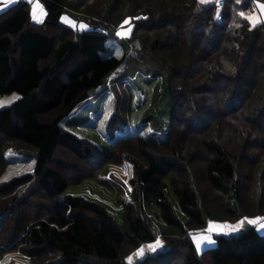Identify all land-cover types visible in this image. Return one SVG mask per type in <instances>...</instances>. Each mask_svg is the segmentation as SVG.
Here are the masks:
<instances>
[{"label": "trees", "instance_id": "trees-1", "mask_svg": "<svg viewBox=\"0 0 264 264\" xmlns=\"http://www.w3.org/2000/svg\"><path fill=\"white\" fill-rule=\"evenodd\" d=\"M39 1L41 24L27 0L0 12V94H19L0 108V175L5 147L36 160L32 173L0 181L1 254L19 251L31 264H264L255 225L216 235L202 253L192 239L213 219L264 217V23L253 27L239 14L253 12L255 0H222L220 10L216 0ZM66 9L93 27L67 25ZM127 18L133 29L123 56L104 53ZM131 65L168 73L171 114L164 140L118 138L148 162L129 158L126 193L108 175L111 151L62 121ZM87 178L115 189L121 221L104 204L66 193ZM159 237L165 249L127 261Z\"/></svg>", "mask_w": 264, "mask_h": 264}, {"label": "rangeland", "instance_id": "rangeland-1", "mask_svg": "<svg viewBox=\"0 0 264 264\" xmlns=\"http://www.w3.org/2000/svg\"><path fill=\"white\" fill-rule=\"evenodd\" d=\"M19 1L25 0H16V2ZM82 1L90 2V0ZM212 1L214 0H208V2ZM14 3L5 6L2 0H0V9H2L0 12ZM260 3H264V0H255L256 9L249 15L258 14L260 12ZM37 4L41 7H36ZM31 9L32 12L35 9L36 15L39 12L46 11L39 0H32ZM62 17L68 18V21L70 22H75V25L73 26L72 23L65 22V20L62 19L64 23L76 29L82 30L80 28L81 23L86 24L88 29L93 27V25L85 20L79 12L70 9H66ZM261 19H264V17H261ZM122 25L123 27H121ZM122 25L113 29L112 33L114 35L109 37L107 42L108 49L104 53H110L117 57L123 56L124 47L121 41L126 40L131 35L133 21L130 19L128 24L123 23ZM129 29H131L130 34L123 39L116 35L117 31L128 32ZM169 88L170 82L168 73H156L147 68L131 65L124 71H115L110 74L105 84L100 86V88L94 89L91 96L76 107V109L62 121L64 127L75 132L80 137L88 138L98 144L102 149L111 151V157L107 161L109 170L108 175L122 186L126 193H130L133 189L129 182L134 173V166L129 158L139 162L142 167H146L148 162L135 148L133 142L127 139L118 138H122L125 133H140L155 140L166 139L168 137V126L171 114ZM14 96L16 99H13ZM18 98L19 94L17 92L0 94V108L12 104ZM120 100L122 108L120 106L117 107ZM143 119H147L145 126L141 125ZM4 154L7 166L0 175V181L6 182L15 176L32 173L34 171L36 165L34 157L16 153L12 147H5ZM248 185V192H254V182L251 181ZM108 186L99 182L95 178H87L81 183L69 185L66 193L82 194L104 204L114 217L118 221H121L124 212L123 204L117 200L118 194L115 189ZM247 197L249 199H254L252 196L249 197V194L246 195L245 198ZM248 204L251 205L250 202ZM4 216L5 215L0 212V227L3 223ZM246 218L264 217L254 216ZM241 220L242 218L236 221L213 219L209 222L231 226L230 228L225 229L227 234L223 235H233L240 233L251 226L246 220L243 224H240L239 222ZM262 224H264V219L259 220L255 226L260 232L264 233V227H261ZM207 227L208 224L203 229L194 231L192 236L193 234H207ZM231 228H237L238 230L231 231ZM216 235L217 234H212L214 243H205L202 249L198 252L202 253L205 248L214 246L216 244ZM159 239L162 241L163 247L157 251L163 250L167 247V244L162 238L159 237ZM150 243L152 242H147L142 245L144 247L145 256L150 253H155L149 250L148 245ZM137 250L130 255L132 261L127 259L129 263H135L141 260V258L136 256ZM9 261L17 262L19 264L32 263L30 257L19 251L7 252L4 254H1L0 252V263L3 264Z\"/></svg>", "mask_w": 264, "mask_h": 264}, {"label": "snow or ice", "instance_id": "snow-or-ice-1", "mask_svg": "<svg viewBox=\"0 0 264 264\" xmlns=\"http://www.w3.org/2000/svg\"><path fill=\"white\" fill-rule=\"evenodd\" d=\"M2 2L5 6H7L11 3L16 2V0H2ZM29 2L32 3V0H29ZM206 2H208V0H201V3H206ZM237 2H240V0H237ZM216 3L219 4V0H216ZM36 7H41V6L37 4ZM259 9H260V12L258 14H252V15H247V16L245 15L244 12H240L239 14L242 17H244L245 19H247L253 27H255L257 24L264 23V19H261V17H264V3L259 4ZM0 10H2V9H0ZM32 16H33L34 20L38 19V17L36 16V13H35V9L33 10ZM217 18H219V16ZM62 19H64L65 22H70V21H68V18H66V17H62ZM130 19L131 18L126 19L123 23L128 24ZM137 19H139V17H137ZM70 23H72L73 26L75 25V22H70ZM121 27H123V25ZM80 28L82 30H87L88 26L86 24L81 23ZM130 31H131V29H129L128 32L117 31L116 35L123 39L125 36L130 34ZM13 99H16V97L14 96ZM262 219H264V218H246L245 217V218H242V220L239 223L243 224L244 221L246 220L248 222V224L255 225V224H257V222L259 220H262ZM230 227L231 226H229V225H223V224H219V223L209 222L208 227H207V234H200V235L193 234V236H192V239L195 243V247H196L197 251H200L205 243H214V241L212 239V234H217V235L227 234L225 232V229L230 228ZM261 227H264V224H262ZM237 230H238L237 228H231V231H237ZM162 247H163V244L159 238L155 239L154 242H152L148 245V248L151 252H156L158 249H161ZM136 256L141 258V259L144 258L145 251H144L143 246L137 250ZM128 260L132 261V257L131 256L128 257Z\"/></svg>", "mask_w": 264, "mask_h": 264}, {"label": "bare ground", "instance_id": "bare-ground-1", "mask_svg": "<svg viewBox=\"0 0 264 264\" xmlns=\"http://www.w3.org/2000/svg\"><path fill=\"white\" fill-rule=\"evenodd\" d=\"M46 14H47V12L46 13L43 12L39 16H37L38 17V19H36L37 23L41 24L45 20Z\"/></svg>", "mask_w": 264, "mask_h": 264}, {"label": "built area", "instance_id": "built-area-1", "mask_svg": "<svg viewBox=\"0 0 264 264\" xmlns=\"http://www.w3.org/2000/svg\"><path fill=\"white\" fill-rule=\"evenodd\" d=\"M218 7H219L220 9H222V8L224 7V2H223V1H220L219 4H218Z\"/></svg>", "mask_w": 264, "mask_h": 264}, {"label": "crops", "instance_id": "crops-1", "mask_svg": "<svg viewBox=\"0 0 264 264\" xmlns=\"http://www.w3.org/2000/svg\"><path fill=\"white\" fill-rule=\"evenodd\" d=\"M41 13H43V12H39L36 16H39Z\"/></svg>", "mask_w": 264, "mask_h": 264}]
</instances>
